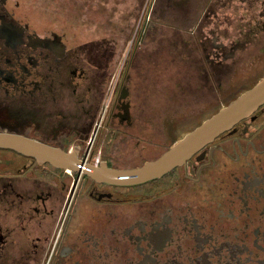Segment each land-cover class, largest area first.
<instances>
[{"label": "flooded vegetation", "instance_id": "af4514ba", "mask_svg": "<svg viewBox=\"0 0 264 264\" xmlns=\"http://www.w3.org/2000/svg\"><path fill=\"white\" fill-rule=\"evenodd\" d=\"M22 7L0 0V132L69 160L0 148V264H264V104L161 177L91 174L160 159L264 78V0H155L106 110L115 42L95 54ZM145 56L176 103L143 94Z\"/></svg>", "mask_w": 264, "mask_h": 264}, {"label": "rangeland", "instance_id": "374dc122", "mask_svg": "<svg viewBox=\"0 0 264 264\" xmlns=\"http://www.w3.org/2000/svg\"><path fill=\"white\" fill-rule=\"evenodd\" d=\"M23 7L19 12L36 28H46L69 34L77 43L89 44L95 54L104 50L107 42H115L120 58L115 66L119 68L128 51L135 48L144 25L149 24V10L155 0H20ZM20 14V13H19ZM113 50V49H112ZM129 52V54H130ZM149 53V51L147 52ZM144 57L138 62L142 72L138 80L143 94L154 90V98H163L165 91L174 93L170 102L179 95V81L163 65L158 70ZM114 72V73H115ZM157 72L158 74H156ZM154 74V79L149 78ZM177 74V73H175ZM157 91L161 95H157ZM149 105V101L146 102ZM173 103L174 102L173 100Z\"/></svg>", "mask_w": 264, "mask_h": 264}, {"label": "water", "instance_id": "95a60500", "mask_svg": "<svg viewBox=\"0 0 264 264\" xmlns=\"http://www.w3.org/2000/svg\"><path fill=\"white\" fill-rule=\"evenodd\" d=\"M263 104L264 78L174 144L160 159L137 168L98 170L91 174L99 180L126 186L142 184L161 177L211 143L221 133L231 129L241 119L254 113ZM0 148L12 149L34 156L42 162H51L59 166H65L69 160V155L61 149L12 132H0Z\"/></svg>", "mask_w": 264, "mask_h": 264}, {"label": "built area", "instance_id": "2783aa9c", "mask_svg": "<svg viewBox=\"0 0 264 264\" xmlns=\"http://www.w3.org/2000/svg\"><path fill=\"white\" fill-rule=\"evenodd\" d=\"M123 63H124V60H122V63L120 64L119 68L117 69V71L114 73V75L112 77V80H111V83H110V86H109V89H108L107 98H106L105 105H104V110H106V108L108 106V103L110 101V98H111V96H112V94H113V92L115 90L116 82H117V80L119 78ZM104 110H103V112H104Z\"/></svg>", "mask_w": 264, "mask_h": 264}]
</instances>
